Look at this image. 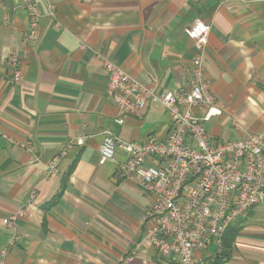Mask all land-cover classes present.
<instances>
[{"label": "crops", "instance_id": "0c3cea01", "mask_svg": "<svg viewBox=\"0 0 264 264\" xmlns=\"http://www.w3.org/2000/svg\"><path fill=\"white\" fill-rule=\"evenodd\" d=\"M32 1L41 12L27 43L28 12L0 0V264H175L144 238L151 198L119 179L115 162L99 163L104 130L163 141L168 116L149 103L116 125L102 59L157 94L187 90L195 51L184 29L201 20L210 27L204 72L223 108L206 131L221 142L264 133V0ZM224 241L226 256L210 243L197 264H264V205Z\"/></svg>", "mask_w": 264, "mask_h": 264}, {"label": "built area", "instance_id": "2783aa9c", "mask_svg": "<svg viewBox=\"0 0 264 264\" xmlns=\"http://www.w3.org/2000/svg\"><path fill=\"white\" fill-rule=\"evenodd\" d=\"M19 1L28 12V43L36 37L41 11L32 0ZM209 32L210 27L198 19L184 29L195 51L187 90L157 94L108 60L101 63L106 90L120 113L114 119L116 125L122 126L128 116L141 118L149 103L160 105L168 116L169 131L163 141L149 137L143 142H124L104 130L99 163L115 162L118 178L137 181L151 198L146 214L152 226L144 238L159 256L172 254L175 264H197V252L210 243L220 248L228 228L264 205V133L221 142L205 129L223 112L209 92L204 72ZM12 65L17 80L19 61L14 58ZM198 108L202 114L195 117L193 111ZM117 151L124 156L122 162L115 161ZM55 161L48 166L50 174Z\"/></svg>", "mask_w": 264, "mask_h": 264}, {"label": "trees", "instance_id": "16d2710c", "mask_svg": "<svg viewBox=\"0 0 264 264\" xmlns=\"http://www.w3.org/2000/svg\"><path fill=\"white\" fill-rule=\"evenodd\" d=\"M228 229H229V228H228ZM228 229H227V230H228ZM227 230H226V231H227ZM225 233H226V232H225ZM225 233H224V235H225ZM224 235H223V237H222V241L220 242V243H221V248H222V255H221V258L227 255V254H225V252H224V249L226 248V247H225V243H224V242H225V241H224ZM220 250H221V249H220ZM221 258H220V259H221ZM220 259H219V260H220ZM224 259H225V258H224ZM216 264H218V263H216Z\"/></svg>", "mask_w": 264, "mask_h": 264}]
</instances>
